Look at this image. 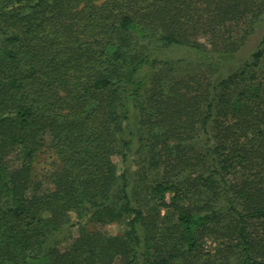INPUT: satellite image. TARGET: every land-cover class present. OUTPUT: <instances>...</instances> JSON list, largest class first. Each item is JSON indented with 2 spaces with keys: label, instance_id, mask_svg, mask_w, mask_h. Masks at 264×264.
<instances>
[{
  "label": "trees",
  "instance_id": "obj_1",
  "mask_svg": "<svg viewBox=\"0 0 264 264\" xmlns=\"http://www.w3.org/2000/svg\"><path fill=\"white\" fill-rule=\"evenodd\" d=\"M263 24L264 0H0V264H264Z\"/></svg>",
  "mask_w": 264,
  "mask_h": 264
},
{
  "label": "rangeland",
  "instance_id": "obj_2",
  "mask_svg": "<svg viewBox=\"0 0 264 264\" xmlns=\"http://www.w3.org/2000/svg\"><path fill=\"white\" fill-rule=\"evenodd\" d=\"M264 34V24L262 26L259 27L258 31L256 34H252L253 36H251L249 38V40L247 41V44L244 46L246 47L245 51H252L255 46L257 45V43L259 42L261 36ZM167 52V56L168 58L175 62L178 60H183L184 62H182L184 65H186L187 63H193L196 60L200 59V55L197 52H188L185 50H168ZM181 63V64H182ZM119 167L120 170L123 169V165L120 161V158L118 156L115 157L114 159ZM52 161V158L50 157V154L47 152L46 149H42V151L38 154L35 163H34V168H33V174L37 177L40 178L41 176H43V174H45L46 170L50 169V162ZM135 163V161H133ZM137 165L135 164H130V170L131 172H135L136 170H138ZM136 178V175L132 176V181ZM170 197L171 195L169 194L167 197V202L168 204L171 202L170 201ZM166 208L163 207L162 212H165ZM72 219L73 221H75V215H72ZM97 229H100L101 231H103L106 234L109 235H119L121 234L124 229H125V225L124 224H99L97 225ZM79 234V228L78 225H74L71 229V237H75ZM205 250H211L214 251L213 247L216 245V242L213 241L211 238L206 239L205 243H204Z\"/></svg>",
  "mask_w": 264,
  "mask_h": 264
}]
</instances>
